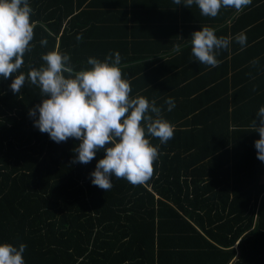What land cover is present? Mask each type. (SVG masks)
Instances as JSON below:
<instances>
[{"label": "trees", "instance_id": "obj_1", "mask_svg": "<svg viewBox=\"0 0 264 264\" xmlns=\"http://www.w3.org/2000/svg\"><path fill=\"white\" fill-rule=\"evenodd\" d=\"M28 2L34 37L19 71L54 49L76 70L119 52L130 96L155 100L175 130L166 144L146 135L159 145L149 181L113 176L105 192L90 179L105 153L73 164L78 141L54 142L29 116L39 88L14 94V76L0 77V242L24 243L25 264H264V162L251 131L264 106V0L215 18L183 0ZM201 26L231 39L218 67L192 56Z\"/></svg>", "mask_w": 264, "mask_h": 264}, {"label": "clouds", "instance_id": "obj_2", "mask_svg": "<svg viewBox=\"0 0 264 264\" xmlns=\"http://www.w3.org/2000/svg\"><path fill=\"white\" fill-rule=\"evenodd\" d=\"M181 5L182 0H173ZM252 0H183V5H197L202 16L215 18L222 7L242 11ZM28 0H0V77L14 76L10 89L19 94L26 82L40 90L41 102L29 109L34 126L47 133L56 143L75 138L78 145L72 163L88 164L96 153L103 151L95 169L90 173L91 183L105 192L112 187L113 176L124 178L133 186L143 185L153 175V163L159 158V145L149 138H158L166 144L174 136V126L163 116V110L140 94L130 96V81L123 78L119 67V52L109 53L104 60L89 57L91 67L76 70L70 56L59 49L42 55L39 68L31 67L25 73L19 71L26 52L32 51L34 37L33 13ZM191 53L201 64L218 67L220 50L228 49L231 39L215 34L208 26H201L191 34ZM77 41L83 39L77 35ZM241 48L247 46L244 32L235 36ZM46 46L47 39H41ZM179 51V45L175 47ZM253 65L258 59L251 61ZM167 110L175 107L169 97ZM259 123L253 119L251 131L259 133L255 140L257 158L264 162V106L256 113ZM147 137L149 138H146ZM24 243L15 246L0 242V264H25Z\"/></svg>", "mask_w": 264, "mask_h": 264}]
</instances>
